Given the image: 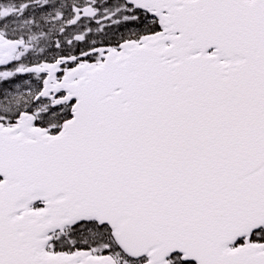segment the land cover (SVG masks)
Wrapping results in <instances>:
<instances>
[{"label": "snow or ice", "instance_id": "6c2138e0", "mask_svg": "<svg viewBox=\"0 0 264 264\" xmlns=\"http://www.w3.org/2000/svg\"><path fill=\"white\" fill-rule=\"evenodd\" d=\"M0 264H264V0H0Z\"/></svg>", "mask_w": 264, "mask_h": 264}]
</instances>
